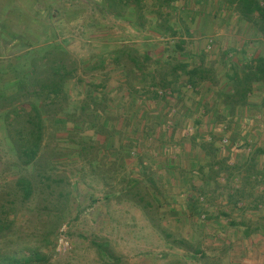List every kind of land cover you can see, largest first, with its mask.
<instances>
[{"label":"rangeland","instance_id":"1","mask_svg":"<svg viewBox=\"0 0 264 264\" xmlns=\"http://www.w3.org/2000/svg\"><path fill=\"white\" fill-rule=\"evenodd\" d=\"M99 2L0 0V65L12 62L23 73L33 55L57 48L66 70L75 69L56 103L32 96L44 106V135L31 164L18 157V125L8 127L0 112V264H264V175L257 173H264V154H257L264 149L263 92L254 86L251 105L234 118L217 94L230 89L232 64L264 54L263 37L213 0H172V22L185 21L192 36L183 56L168 55L164 49L176 39L149 26L140 30L132 10L126 19L106 16ZM159 8L158 0L143 1L149 23ZM24 39L34 43L35 54ZM122 48L192 66L203 59L213 81L195 91L181 85L183 95L157 102L141 97V90L133 105L124 83L132 64L113 56ZM12 76L3 77L1 88L14 84L6 81ZM100 83L96 95L107 96L106 115L115 119L114 130H106L112 136L94 127L106 115L94 119L92 109L81 111ZM163 109L165 125L156 118ZM211 141L219 151H208L222 160L219 167L200 151ZM253 155L251 179L227 170ZM189 195L198 198L201 215L190 214Z\"/></svg>","mask_w":264,"mask_h":264},{"label":"trees","instance_id":"2","mask_svg":"<svg viewBox=\"0 0 264 264\" xmlns=\"http://www.w3.org/2000/svg\"><path fill=\"white\" fill-rule=\"evenodd\" d=\"M144 0H101L97 3L99 11L106 16H113L117 19H126L128 10H132L137 15L135 26L140 30H145L149 26V31H154L163 38H170L174 41L173 47H165V54L173 52L183 56L185 54V47L187 45L186 37H191L190 26L185 21L173 23L171 10H174L172 6V0H158L159 11L157 12V19L154 23H149L144 11ZM219 4L228 8L234 13L241 22L252 25L257 33H259L264 40V0H218ZM9 7V6H8ZM7 7V9H8ZM12 9H16L12 8ZM167 9V11L163 10ZM170 9V10H169ZM39 26H44L42 23ZM10 27V26H6ZM45 30V27H42ZM3 30L0 27V32ZM3 32V31H2ZM38 34V33H37ZM27 47L33 50L34 43H28L27 40H23ZM22 41V42H23ZM171 43L169 42V46ZM226 53L225 55H227ZM169 55V54H168ZM114 59L120 61L123 56H127L128 60L132 64V68L125 74L124 83L128 87V96L131 98V103L136 105L137 98H147V100H153L157 102L159 99L166 100L169 98V94L183 95L180 88L181 85L195 91L197 87L206 80H212L211 75L214 70L212 67L204 65L203 59L198 65L192 66L187 61H173L170 57L162 59H154L149 51L140 56L136 51L132 49H117L113 52ZM22 57V56H21ZM64 52L54 48L48 51L46 54L39 56L33 55L30 58V70L20 73L16 69V65L12 62L6 63V65H0V82L5 81L6 75L14 74L10 79L6 81H12L14 84L11 87L1 88L0 84V112L5 113L6 125L13 128L14 124L18 125L19 131L17 132V138L13 141L18 154L19 159L24 165L31 164L38 156V153L42 146L44 135V117L42 103L39 101H31L33 94H40L42 99L46 98L50 103H56L61 95L64 94L65 80L70 77L64 66ZM105 63V58L102 60L101 65ZM154 65V69L150 70V66ZM5 70H9L6 71ZM133 75V76H131ZM140 80V84H146L145 87L139 88L135 85L134 81ZM213 81V80H212ZM227 81L229 82L230 89L225 91H218V98L220 99L222 106L227 111L229 118L237 117L239 111L247 109L250 103V96L254 91V86L260 85L263 98L261 105L264 107V55H259L257 58L245 59L242 65L232 64L228 69ZM11 82V83H12ZM103 87V84L92 85L91 90L88 91L87 98L81 106L82 113L92 109L91 116L94 119L101 118L106 115V109L108 108V99L105 94L96 95L98 90ZM143 90V94L141 93ZM140 94V95H139ZM131 104V105H132ZM104 114V115H103ZM167 112L164 109L157 113L156 118L163 125L167 122ZM113 120L108 115L105 116L101 125L94 126L97 128V133H107V136H112L111 130H114ZM110 128V131H106ZM212 147L214 153L217 154L219 149L214 148V142L201 143L200 151L205 153L209 160L210 166H218L221 161L215 160L214 155L208 148ZM210 150V149H209ZM264 154V149H259L257 154ZM258 156V155H257ZM249 160V161H248ZM246 163L241 166L227 167L230 171H245L247 179H251L256 170V155L248 159ZM219 167V166H218ZM217 174L223 173L221 168L216 171ZM259 176H263L264 173L257 171ZM233 174H228V178L231 179ZM255 178V177H254ZM227 179L226 181L229 182ZM20 187L24 188V194L29 197L28 186L19 182ZM189 211L193 216L194 214L201 215L202 212L198 210V198L193 195H189ZM249 235V232H246ZM5 262V261H4ZM9 262V263H7ZM7 264H17L14 261H7ZM29 264V261H25Z\"/></svg>","mask_w":264,"mask_h":264},{"label":"crops","instance_id":"3","mask_svg":"<svg viewBox=\"0 0 264 264\" xmlns=\"http://www.w3.org/2000/svg\"><path fill=\"white\" fill-rule=\"evenodd\" d=\"M214 1V3L215 4H219V1L218 0H213ZM221 6V5H220ZM222 7V6H221ZM222 8H224V7H222ZM262 40H263V38H262ZM259 55H264V54H258V55H255L254 57H252V58H257ZM244 56H246V54L244 55ZM244 61V60H243ZM242 61V62H243ZM242 62H240V64L239 65H242Z\"/></svg>","mask_w":264,"mask_h":264},{"label":"built area","instance_id":"4","mask_svg":"<svg viewBox=\"0 0 264 264\" xmlns=\"http://www.w3.org/2000/svg\"><path fill=\"white\" fill-rule=\"evenodd\" d=\"M225 141V143L227 142V140H224Z\"/></svg>","mask_w":264,"mask_h":264}]
</instances>
